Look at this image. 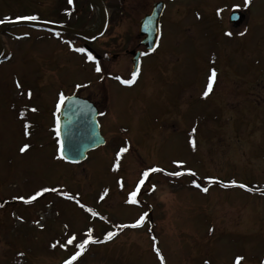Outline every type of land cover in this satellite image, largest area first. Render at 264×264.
Here are the masks:
<instances>
[{"label":"rangeland","instance_id":"obj_1","mask_svg":"<svg viewBox=\"0 0 264 264\" xmlns=\"http://www.w3.org/2000/svg\"><path fill=\"white\" fill-rule=\"evenodd\" d=\"M103 1L108 24L94 38L24 25L2 34L0 264H65L76 252L72 264H261L264 0H166L160 47L131 88L115 77L131 78L130 51L144 49L139 22L159 0ZM89 2L0 0V17L37 14L79 31L96 21ZM242 8L246 20L235 27L229 14ZM75 92L108 108L100 117L107 143L79 163L59 156L55 129L60 94ZM149 168L164 170L150 173L156 190L146 192V181L129 202ZM89 232L93 242L76 248Z\"/></svg>","mask_w":264,"mask_h":264},{"label":"water","instance_id":"obj_2","mask_svg":"<svg viewBox=\"0 0 264 264\" xmlns=\"http://www.w3.org/2000/svg\"><path fill=\"white\" fill-rule=\"evenodd\" d=\"M100 11L103 16L102 33L107 24L106 7L102 0H97ZM165 4L158 2L154 4L152 13L143 18L140 22V34L147 35L143 43L149 50H154L158 44L160 36V17L163 13ZM243 20V14L240 11H234L230 15V21L234 24H240ZM11 25H42L53 29L71 30L65 27L51 25L39 21H15L8 23ZM2 26L0 27V32ZM81 35H88L86 31H74ZM2 39L0 34V51ZM134 70L139 65L140 51H132ZM98 110L90 101L78 97L69 96L66 99L64 107L60 109L59 116V135H60V155L69 162H81L87 158L88 152L92 149L105 144V139L100 131V124L97 120ZM61 145L63 151L61 152ZM264 264V263H263Z\"/></svg>","mask_w":264,"mask_h":264},{"label":"snow or ice","instance_id":"obj_3","mask_svg":"<svg viewBox=\"0 0 264 264\" xmlns=\"http://www.w3.org/2000/svg\"><path fill=\"white\" fill-rule=\"evenodd\" d=\"M69 3L72 2V0H68ZM250 3V0H244V6L247 7ZM238 7V6H237ZM18 19H26V20H36L37 17L32 15V16H25V17H18ZM243 34V33H241ZM227 35H231V33H227ZM77 51H80V52H83L84 49L83 48H80V49H77ZM89 59H92L91 56H89ZM100 67L97 66L96 68V71H100ZM138 73H139V67L137 66V69L134 70L132 73H131V79H121V77L117 76L115 77L117 80H120L121 83L123 84H127V85H130L132 84L135 79L137 78L138 76ZM216 75L215 71L212 72V76L210 77L209 79V85H208V90H206L203 94L205 96H207L209 94V91L211 90V80L212 78H214ZM17 87H19V84H17ZM79 87V85L77 86ZM60 104L57 105V108L59 109L60 105L63 104L66 100L65 96L63 95V93L60 94ZM35 110V109H33ZM57 126L59 127V120H57ZM27 127V125H26ZM27 134V133H26ZM57 135H59V131H58V128H57ZM190 143L195 144L194 141H190ZM29 147V145L25 144L23 145L21 148H20V151L21 152H24L27 148ZM63 151V145H61V152ZM127 149L125 148H121L120 149V152L117 153V156L120 155V153H123V152H126ZM164 170L161 169V168H149L147 170H145L142 175H141V178L139 180V182L136 184V187H135V190L132 191L130 194H129V202L131 203H137L138 200H137V196L138 194L140 193V190H141V186L145 184L146 181H148V187L145 189L146 192H154L156 190V185L152 184L150 182V173H156V172H163ZM189 174L191 175H195V173H193L190 169L187 170ZM167 175H170V176H180L182 175L181 172L179 171H173L171 173H167ZM210 182H213L215 178H207ZM231 185L233 186H236V181H231L230 182ZM192 184L197 187V188H200L201 191H204V192H207L208 191V188L207 187H202L200 184H198L195 180L192 181ZM224 186H228V185H224ZM239 187L241 188H245L246 186L243 185V184H240L238 185ZM42 191H49V189H43ZM51 191H55V189H51ZM41 195L40 192H37L35 194V196H31L29 197L25 202H31L32 200H34L37 196ZM20 199L24 200L25 198L24 197H20ZM147 216V213H144L143 215H141L134 224L131 225V227H139L145 220ZM107 238L108 239H111L115 233L113 232H108L107 234ZM76 236L73 235V236H69L66 240V242L64 244H61L60 246L61 247H65L66 245H73L74 244V241L76 240ZM89 242H93L92 241V236H91V233L89 232L88 234V238L87 239H83L80 243L76 244L75 247L78 248V249H84L85 246L89 243ZM53 247H55V245H53ZM157 251V255H159V249H156ZM81 253L80 252H76L74 255L71 256V258L65 262V264H72L73 261H75L77 259V257L80 255ZM239 260L240 258L238 257L237 258V264H239ZM161 262L163 264V257H161ZM205 264H208V262L206 261Z\"/></svg>","mask_w":264,"mask_h":264},{"label":"bare ground","instance_id":"obj_4","mask_svg":"<svg viewBox=\"0 0 264 264\" xmlns=\"http://www.w3.org/2000/svg\"><path fill=\"white\" fill-rule=\"evenodd\" d=\"M91 2H92L93 7L96 10L97 18H96V21L90 27H88L87 33L90 35H94V34H97L100 31V29L102 28L103 16H102V13L100 11L99 4H98L97 0H91ZM1 49H2V47H1Z\"/></svg>","mask_w":264,"mask_h":264},{"label":"trees","instance_id":"obj_5","mask_svg":"<svg viewBox=\"0 0 264 264\" xmlns=\"http://www.w3.org/2000/svg\"><path fill=\"white\" fill-rule=\"evenodd\" d=\"M18 17H22L21 14L10 13L8 15H2L0 17V22L16 20V19H18ZM12 28L14 29L17 27H12ZM9 31H10V29H8L7 32H9Z\"/></svg>","mask_w":264,"mask_h":264},{"label":"flooded vegetation","instance_id":"obj_6","mask_svg":"<svg viewBox=\"0 0 264 264\" xmlns=\"http://www.w3.org/2000/svg\"><path fill=\"white\" fill-rule=\"evenodd\" d=\"M143 70H142V67H141V70H140V74H139V77H137L136 79H135V81L132 83V84H130V85H127V87L128 88H131V87H134L135 85H136V83H137V81H138V79L141 77V75H142V72ZM90 100H92L93 102H95V104L98 106V108L100 109V114H101V112H102V108L99 106V104H98V100H96L95 98H92V97H88ZM106 106H108L107 104H106Z\"/></svg>","mask_w":264,"mask_h":264}]
</instances>
